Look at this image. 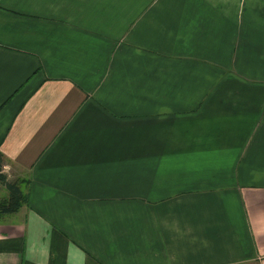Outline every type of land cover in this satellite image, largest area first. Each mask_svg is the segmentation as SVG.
Segmentation results:
<instances>
[{
	"label": "crops",
	"instance_id": "crops-1",
	"mask_svg": "<svg viewBox=\"0 0 264 264\" xmlns=\"http://www.w3.org/2000/svg\"><path fill=\"white\" fill-rule=\"evenodd\" d=\"M0 149V264H264V0H0Z\"/></svg>",
	"mask_w": 264,
	"mask_h": 264
},
{
	"label": "trees",
	"instance_id": "trees-1",
	"mask_svg": "<svg viewBox=\"0 0 264 264\" xmlns=\"http://www.w3.org/2000/svg\"><path fill=\"white\" fill-rule=\"evenodd\" d=\"M5 162L3 153L0 149V183L4 185L9 194L0 200V217L3 214H9L17 211L24 201H27L23 190L19 184L9 179L5 173Z\"/></svg>",
	"mask_w": 264,
	"mask_h": 264
},
{
	"label": "rangeland",
	"instance_id": "rangeland-1",
	"mask_svg": "<svg viewBox=\"0 0 264 264\" xmlns=\"http://www.w3.org/2000/svg\"><path fill=\"white\" fill-rule=\"evenodd\" d=\"M2 189H3V188L0 187V192H2Z\"/></svg>",
	"mask_w": 264,
	"mask_h": 264
}]
</instances>
